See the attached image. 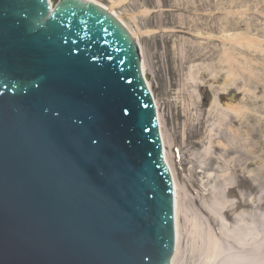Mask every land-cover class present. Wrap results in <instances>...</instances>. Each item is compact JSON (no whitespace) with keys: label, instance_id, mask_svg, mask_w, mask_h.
I'll return each mask as SVG.
<instances>
[{"label":"water","instance_id":"water-1","mask_svg":"<svg viewBox=\"0 0 264 264\" xmlns=\"http://www.w3.org/2000/svg\"><path fill=\"white\" fill-rule=\"evenodd\" d=\"M124 26L0 0V264H170L171 177Z\"/></svg>","mask_w":264,"mask_h":264},{"label":"rangeland","instance_id":"rangeland-1","mask_svg":"<svg viewBox=\"0 0 264 264\" xmlns=\"http://www.w3.org/2000/svg\"><path fill=\"white\" fill-rule=\"evenodd\" d=\"M114 11L145 60L180 202L222 239L223 250L210 264L250 256L249 248L221 238L222 223L232 231L239 223L249 229L262 245L253 258L264 256V0H128ZM219 181L217 200L212 193ZM215 203L220 215L200 211ZM183 224L181 217L179 264H205L200 245L188 252L190 229Z\"/></svg>","mask_w":264,"mask_h":264},{"label":"bare ground","instance_id":"bare-ground-1","mask_svg":"<svg viewBox=\"0 0 264 264\" xmlns=\"http://www.w3.org/2000/svg\"><path fill=\"white\" fill-rule=\"evenodd\" d=\"M92 3L98 4L101 7H103L104 9L108 10L109 12H113L114 11V7L117 5H120L122 3H124L125 1L128 0H118V1H113L111 2V4L109 6H105L95 0H88ZM114 16L122 23L126 26V28L130 31L131 35L133 37H135V34L132 32V30L128 27V25L122 20V18H120L116 11H114ZM238 42V41H237ZM249 45L254 44V41L250 40L248 42ZM259 45V44H258ZM225 59L226 62L228 64H230L231 61L234 60V58L232 57V55L230 53L225 54ZM142 71H143V77L148 80L147 78V73H146V64H145V60H142ZM236 75L235 72L232 71L231 75L227 81V83L229 82L232 83V81H234ZM148 85L150 87V84L148 82ZM156 102V101H155ZM230 109H234L236 110V108L234 107H230ZM160 117V116H159ZM160 121V118H159ZM161 121H160V127H161ZM162 130V129H161ZM166 162L168 163L167 157H166ZM169 165V163H168ZM173 179H174V186H175V221H176V243H175V248H174V256L172 259V264H179L178 262V258L180 255V241L182 240V236H181V225H180V219L181 217H183V220L185 222V224H183L184 226H189L188 229H190V232L188 233V243L190 242V245L188 246V252H191L192 248L194 249L196 246L200 245L201 248L204 250V252L206 253V262L205 264H210L211 262H216V260H218V256L220 255V252H222L223 247L221 245V241L222 239H220L219 235H215L213 232V234L211 233L210 230H206V228L201 226V222L198 221H202L203 218H201L198 214L197 211H194V217H191L190 214L188 215V213L190 212V210H188L184 204L182 203V201L180 202V189L178 187V183L175 182V177L173 175ZM219 191H217L215 189V191L212 193L215 195V197H217V200L221 199L222 196V187H223V182L219 181ZM211 194V193H210ZM201 203V199L199 200ZM204 206L203 202L201 203V206ZM218 204L215 203L214 205H208L207 207H202L201 208V212L203 210V212H209L211 216H217L220 215L222 212H220L221 207L217 206ZM197 215V216H196ZM238 228L235 230H228V228H226L225 226H223V223L221 225L222 228V235L221 238H225L228 243H230L232 246H234V244H236L237 246H240L241 248L244 249H248L251 250L248 254L250 256H245V254L239 255L238 257H232V259L227 260L226 262L228 264H230L229 262H231V264H261L258 261H262L264 260V256L258 255L256 256L257 258H253V255L255 254L256 250L258 249V247L260 245H258V242L256 241V239L254 238L253 234L249 231V229L245 228L244 226H241V223L238 224L237 226ZM252 246V247H250ZM262 246V245H261ZM260 246V249H261ZM251 248V249H250ZM253 249V250H252ZM190 250V251H189ZM243 251H241L242 253ZM254 253V254H253ZM223 263V264H226Z\"/></svg>","mask_w":264,"mask_h":264}]
</instances>
